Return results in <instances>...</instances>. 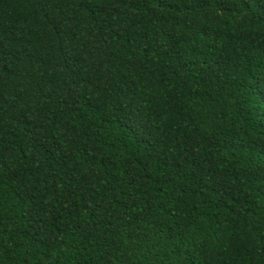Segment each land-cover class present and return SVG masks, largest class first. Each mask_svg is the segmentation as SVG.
Listing matches in <instances>:
<instances>
[{"label": "trees", "instance_id": "obj_1", "mask_svg": "<svg viewBox=\"0 0 264 264\" xmlns=\"http://www.w3.org/2000/svg\"><path fill=\"white\" fill-rule=\"evenodd\" d=\"M0 264H264V0H0Z\"/></svg>", "mask_w": 264, "mask_h": 264}]
</instances>
